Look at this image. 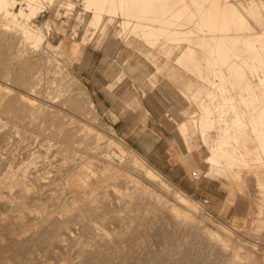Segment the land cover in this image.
I'll use <instances>...</instances> for the list:
<instances>
[{
	"label": "rangeland",
	"instance_id": "rangeland-1",
	"mask_svg": "<svg viewBox=\"0 0 264 264\" xmlns=\"http://www.w3.org/2000/svg\"><path fill=\"white\" fill-rule=\"evenodd\" d=\"M36 1L27 25L43 34L41 43L22 37L0 14V264H86L87 257L92 264H161L180 262L185 254L187 264H228L229 251L211 255L202 230L191 234L173 204L253 255L239 264H264V157L250 141L246 157L231 165L223 160L224 172H213L206 160L220 128L193 123L206 105L213 119L218 115L222 81L213 77L219 86L212 87L194 63L179 61L187 42L148 41L124 24L120 12H104L89 26L95 10L86 0ZM176 101L183 106L178 112ZM167 106L162 119L185 146L189 184L223 191L225 204L246 217L245 226L215 217L201 202L207 198L184 191L137 148V140L147 150L159 145L155 132ZM126 121L133 134L121 132ZM199 157L202 165L195 163ZM142 168L199 210L179 204ZM194 171L200 180H193ZM162 232L168 241L157 240Z\"/></svg>",
	"mask_w": 264,
	"mask_h": 264
},
{
	"label": "bare ground",
	"instance_id": "bare-ground-1",
	"mask_svg": "<svg viewBox=\"0 0 264 264\" xmlns=\"http://www.w3.org/2000/svg\"><path fill=\"white\" fill-rule=\"evenodd\" d=\"M35 1L0 0V14L22 30V37L41 43L43 34L39 30L37 32L35 29L28 28L27 25L29 23L27 21L32 20L37 13L39 3ZM25 3L26 6H24ZM18 5L22 6L19 11H16L15 8ZM86 7L95 10V17L89 26L97 24L104 12L109 14L120 12L125 18L124 24L128 27L133 25L131 26L133 30L143 32L148 41L155 43L157 38L164 37L167 43L187 42L188 47L182 52L179 61L187 64L194 63L193 67L197 70V75L210 83L213 77L222 81L219 88L222 91L221 100L216 106L218 117L213 119L211 116L214 112L213 107L206 105L201 118L193 121L194 124L200 123L202 127L218 125L220 128L219 136L215 142H212L214 143L211 147L212 152L206 160L211 171L222 173L224 172L223 160L231 165L236 160L246 157V150H250L248 146L250 141L256 143V150L260 152L261 157H264V0H86ZM237 47L245 50L237 53ZM201 53L202 55H199ZM242 62L249 64L243 65ZM217 63L224 65L217 69ZM228 64L231 66L227 68L229 76H226L224 68ZM248 73H250L249 76ZM253 77L258 80L256 84L252 82L254 80H251ZM226 80L229 86L226 85L227 82L225 84ZM215 86L219 85L212 83V87ZM233 89L238 90L237 97ZM207 94L212 99L217 95L215 91L209 89ZM180 127L182 134L186 135L187 123L184 122ZM202 136L206 138L205 129L202 130ZM241 147L245 151H242ZM142 169L149 179L166 188L179 204L187 207L191 212L199 210L183 194L171 189L151 169ZM173 207L176 212L184 216L182 224L191 234L202 230L211 255H214L218 249L229 251L230 256L226 259L229 261L228 264H239L240 257L242 260L243 257L244 260L253 257L249 253L243 254L240 248L232 247L231 241L220 233L203 228L202 224L187 211L180 210L181 208L174 204ZM169 239V236L163 232L157 234L159 242ZM186 260L187 254L180 262H171L172 260L167 259L161 264H187ZM93 261L92 258L87 257L86 264H92Z\"/></svg>",
	"mask_w": 264,
	"mask_h": 264
},
{
	"label": "crops",
	"instance_id": "crops-1",
	"mask_svg": "<svg viewBox=\"0 0 264 264\" xmlns=\"http://www.w3.org/2000/svg\"><path fill=\"white\" fill-rule=\"evenodd\" d=\"M149 94L150 95L148 96H152V92H150ZM105 107L109 109V111H117L116 107L113 105H110L109 107L105 105ZM171 107H173V105H171ZM182 107V104L176 101L175 107H173V109L175 108L176 112H178V110H180ZM144 108L147 111H150L151 109L147 108L145 104ZM168 109V106L163 108V110H161V113L162 111L164 113ZM163 113L160 116L161 121H159L160 119L158 120L159 127L155 132L158 137L157 143L159 142V145L154 144L152 147H150L149 150H147L148 147H145V143L136 139L138 141L137 148L140 149L142 153H144L149 158L153 166L163 172L169 179H171L184 191L194 196L205 197L209 199L210 203L208 205V208L215 215V217L223 221L228 220L232 224L237 226H245L247 224L246 217L235 213L232 208H229V206L225 204L226 195L223 191H209L204 186L199 189H194V187L189 184L188 177L191 171V162L186 161V157L188 156V154L185 150V146L182 144L180 138L176 133L175 135H172L173 131L168 127L166 120L162 119L164 118L162 117ZM183 123H181L180 126ZM137 128L139 129V124H137ZM121 132L123 134L127 133L128 135L134 133V131H130L128 129L127 121L125 130L121 129ZM167 134H169V139L166 136ZM172 143L173 145H170ZM194 159L195 163L202 165V162L199 160L200 157L197 158L199 160L198 162L196 161V158Z\"/></svg>",
	"mask_w": 264,
	"mask_h": 264
},
{
	"label": "built area",
	"instance_id": "built-area-1",
	"mask_svg": "<svg viewBox=\"0 0 264 264\" xmlns=\"http://www.w3.org/2000/svg\"><path fill=\"white\" fill-rule=\"evenodd\" d=\"M192 176H193L194 180H200V178H201V175L197 171H194L192 173ZM201 202L204 205H208L210 203L209 199H204V198L201 199Z\"/></svg>",
	"mask_w": 264,
	"mask_h": 264
}]
</instances>
